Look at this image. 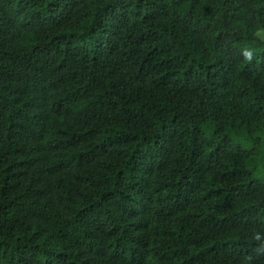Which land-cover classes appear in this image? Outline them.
Returning <instances> with one entry per match:
<instances>
[{
    "label": "trees",
    "instance_id": "trees-1",
    "mask_svg": "<svg viewBox=\"0 0 264 264\" xmlns=\"http://www.w3.org/2000/svg\"><path fill=\"white\" fill-rule=\"evenodd\" d=\"M261 30L264 0H0V264H264Z\"/></svg>",
    "mask_w": 264,
    "mask_h": 264
},
{
    "label": "clouds",
    "instance_id": "clouds-1",
    "mask_svg": "<svg viewBox=\"0 0 264 264\" xmlns=\"http://www.w3.org/2000/svg\"><path fill=\"white\" fill-rule=\"evenodd\" d=\"M242 55L244 59L250 63L253 60L254 53L252 50L245 48L242 52ZM253 239L258 242L257 247L254 249V253L256 256H264V235H262L260 232H256L253 235ZM253 259V255H248L245 258L246 264H252Z\"/></svg>",
    "mask_w": 264,
    "mask_h": 264
},
{
    "label": "rangeland",
    "instance_id": "rangeland-1",
    "mask_svg": "<svg viewBox=\"0 0 264 264\" xmlns=\"http://www.w3.org/2000/svg\"><path fill=\"white\" fill-rule=\"evenodd\" d=\"M258 35H259V37H260L261 39L264 40V30L259 31V32H258Z\"/></svg>",
    "mask_w": 264,
    "mask_h": 264
}]
</instances>
